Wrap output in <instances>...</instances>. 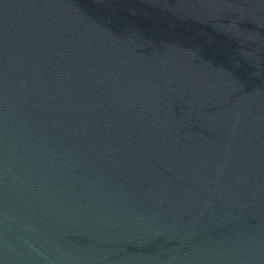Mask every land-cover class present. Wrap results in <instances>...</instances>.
Wrapping results in <instances>:
<instances>
[{"label":"water","instance_id":"obj_1","mask_svg":"<svg viewBox=\"0 0 264 264\" xmlns=\"http://www.w3.org/2000/svg\"><path fill=\"white\" fill-rule=\"evenodd\" d=\"M0 264H264V0H0Z\"/></svg>","mask_w":264,"mask_h":264}]
</instances>
